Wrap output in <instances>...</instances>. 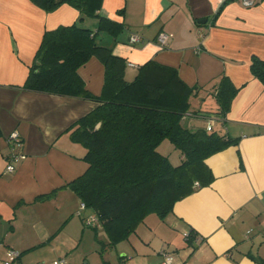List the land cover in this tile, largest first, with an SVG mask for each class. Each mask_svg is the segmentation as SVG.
I'll use <instances>...</instances> for the list:
<instances>
[{"label": "crops", "instance_id": "1", "mask_svg": "<svg viewBox=\"0 0 264 264\" xmlns=\"http://www.w3.org/2000/svg\"><path fill=\"white\" fill-rule=\"evenodd\" d=\"M99 13L123 24L116 40L100 33L96 42L125 59L127 81L148 61L175 69L197 90L190 123H210L212 131L237 140L206 159L214 177L209 186L141 232L146 217L100 264H161L163 253L173 256L172 264H264V82L250 70L254 58L264 60V0L251 7L240 0H102ZM78 17L68 4L48 12L31 0H0V264L11 251L19 254L16 264H90V249L96 254L107 242L101 227L84 224L94 212L81 210L66 187L87 168L84 149L67 129L97 104L23 88L44 32ZM82 24L96 28L92 19ZM159 34L167 36L165 46ZM77 74L90 94L100 95L104 67L97 59ZM222 77L235 94L219 117L215 90ZM13 131L24 157L10 173L4 155Z\"/></svg>", "mask_w": 264, "mask_h": 264}, {"label": "trees", "instance_id": "2", "mask_svg": "<svg viewBox=\"0 0 264 264\" xmlns=\"http://www.w3.org/2000/svg\"><path fill=\"white\" fill-rule=\"evenodd\" d=\"M31 1L48 12L68 4L79 13L74 24L44 32L23 88L97 104L67 129L70 140L84 149L80 159L87 168L66 187L94 212L107 237L105 251L127 240L149 215L164 219L175 203L209 186L214 177L206 159L237 140L190 123L197 117L190 106L197 90L175 69L148 61L132 81L125 79V59L96 42L100 33L116 40L124 28L100 15L102 0ZM85 19L96 21L95 30L82 24ZM91 58L104 67L98 96L86 90L77 74ZM250 70L264 82V60L254 58ZM234 94L222 77L215 90V115L224 116ZM164 140L178 151V164L159 152Z\"/></svg>", "mask_w": 264, "mask_h": 264}, {"label": "built area", "instance_id": "3", "mask_svg": "<svg viewBox=\"0 0 264 264\" xmlns=\"http://www.w3.org/2000/svg\"><path fill=\"white\" fill-rule=\"evenodd\" d=\"M240 2L244 7H251L256 3V0H240ZM157 40L160 46H165L167 43V36L165 34H159ZM130 41L135 42L137 41V38L136 37L131 38ZM211 129H212L211 124L208 123V125L206 126V131H211ZM7 140L9 146L7 152L4 155V159L6 161L5 171L11 173L14 171V163L17 162L19 159L23 158L24 156L22 152H20V148L22 145L18 132L13 131L8 136ZM83 209H85V207L83 204H81V210ZM84 224L87 227H91V228H97L100 226L95 217H90L85 219ZM9 255L11 258L8 261H6L4 264H16V260L18 259L19 254L14 251H11ZM172 262H173V256L171 254L163 253V261L161 262V264H172ZM56 264H64V263L62 261H59Z\"/></svg>", "mask_w": 264, "mask_h": 264}, {"label": "rangeland", "instance_id": "4", "mask_svg": "<svg viewBox=\"0 0 264 264\" xmlns=\"http://www.w3.org/2000/svg\"><path fill=\"white\" fill-rule=\"evenodd\" d=\"M208 102H209L210 105L212 104L210 102V100ZM196 109L197 108L195 107V104H194L192 106V109L191 110H196ZM158 150H159V152L161 154H164V155H166L168 157V159L171 162V164L176 165V164L179 163V161H180V158H179L180 155H179L178 151L172 146V144L168 140H164L158 146ZM160 221H162V219H160L156 215L149 216L146 219L145 223H144L145 227H141V230H142L141 232L147 231L146 230V227L154 228L156 226V224H158V222H160ZM138 232H140V231H138ZM140 234L141 233H139L138 235H140ZM106 240H107V237H106ZM136 240H137V238L136 237H133V241L136 242ZM113 247H115V246H113ZM113 247H111V248L105 247V251L107 250L108 252H110V249H113ZM105 251H101V247H98V250H97V252L95 254V253L92 252V248H91L90 251L88 252V260H89L90 264H95V263L100 264L103 261V258H101V256H103V253ZM107 258L108 259H112V256L111 255H108ZM104 259H105V257H104ZM84 263H85V261L82 262V264H84Z\"/></svg>", "mask_w": 264, "mask_h": 264}, {"label": "water", "instance_id": "5", "mask_svg": "<svg viewBox=\"0 0 264 264\" xmlns=\"http://www.w3.org/2000/svg\"><path fill=\"white\" fill-rule=\"evenodd\" d=\"M204 22V21H203Z\"/></svg>", "mask_w": 264, "mask_h": 264}]
</instances>
